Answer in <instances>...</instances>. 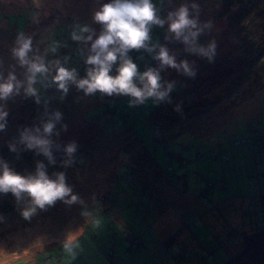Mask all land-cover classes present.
<instances>
[{
  "label": "rangeland",
  "instance_id": "374dc122",
  "mask_svg": "<svg viewBox=\"0 0 264 264\" xmlns=\"http://www.w3.org/2000/svg\"><path fill=\"white\" fill-rule=\"evenodd\" d=\"M223 1L152 0L166 20L163 27L151 26L148 44L157 47L151 52L138 49L139 56L131 49L127 56L140 73L157 69L160 90L168 85L171 89L164 99L148 97L143 103L114 93L118 101H109L107 108H128V114L115 116L86 108L80 101L86 93L74 82L69 81L73 86L64 92L53 80L58 67L74 70L76 80L87 78L81 69L87 65L91 41L73 40L72 35H92L94 40L102 29L94 13L111 0H0V83L15 77L14 91L0 99V111L7 113L0 136V171L6 165L20 175H34L41 164L51 179L63 173L77 197L72 203L65 197L37 208L25 218L22 213L33 207L28 194L17 199L10 192L0 193V264H128L121 253L135 246L143 253L141 264H167V253H179L183 247L171 245L169 239L161 242L156 230L173 225L178 210L192 201L210 208L222 201L223 208L231 203L229 198H234L233 206H246L250 197L264 192V153L259 152L264 148V0H243L234 8H225ZM181 5L197 21L195 46L215 45L211 60L189 51V45L168 32L167 14ZM82 27L90 31L81 32ZM20 37L31 40L28 61L47 69L35 73V95L26 92L29 65L14 54ZM160 46L177 64L186 61L195 75L161 67L155 59ZM113 66L116 69L119 60ZM51 104L58 110L44 115ZM55 113L60 114L58 120ZM155 121L161 130L158 138L150 132ZM47 122L54 125L50 134L43 132ZM25 129L50 141L51 162L21 142ZM129 134L141 142L136 148L127 145L128 150ZM72 143L75 151L69 156L65 149ZM140 149H146L147 160L137 162ZM147 170L141 180L139 174ZM165 180L178 191L156 183ZM146 186L145 199L141 190ZM182 213L186 223H193L192 213ZM240 217H245L242 210L230 219L238 222ZM221 228L225 238L240 233ZM133 236L138 240H131ZM232 239L227 242L229 256L220 245L223 257L215 253L213 259L199 260L201 264H222L239 254L247 240ZM191 258L170 264H199Z\"/></svg>",
  "mask_w": 264,
  "mask_h": 264
},
{
  "label": "clouds",
  "instance_id": "9594fccd",
  "mask_svg": "<svg viewBox=\"0 0 264 264\" xmlns=\"http://www.w3.org/2000/svg\"><path fill=\"white\" fill-rule=\"evenodd\" d=\"M195 7V5H193ZM168 32L172 33L176 40L185 45H189L188 50L197 52L206 56L209 60L214 54V44L204 47H197L194 44L195 38L199 33L197 21L189 18V9L181 5L176 11L167 14ZM94 21L102 26L99 35L93 40L92 35L80 36L73 33V40L91 41L90 52L86 63L92 67L87 71V78L76 80L74 70L70 71L64 67L56 69V75L53 80L57 83L59 89L67 91V83L74 82L76 86L83 89L85 93H94L100 91L107 95L122 94L134 98L136 103H143L148 97H155L162 100L171 89L168 85L161 91L160 75L157 69L149 68L143 73L138 71L137 65L127 56L131 49H145L153 51L156 45L149 46L151 26L163 27L166 20L158 15V9L152 3V0H111L110 3L103 4L98 11L94 13ZM81 32H89L88 27H82ZM19 47L14 49V54L19 58L22 65L28 64L29 71L32 73L28 77L29 87L27 94L35 95V90L31 87L34 82L35 73L47 71L42 63H30L27 53L30 51L31 40L23 37L18 38ZM155 59L160 62V66H168L182 69L189 76L195 73L190 69L186 61L179 64L173 56L169 55L168 50L160 46ZM119 60V66L116 69V75H110L112 67ZM15 77L9 75L8 80L0 83V99L7 98L13 91V81ZM139 83V87L137 86ZM18 88L19 85L17 84ZM6 112L0 111V121H3ZM55 119L60 118L59 113H55ZM5 127L0 123V130ZM54 125L47 122L43 125L44 134H50ZM37 132L39 129L36 130ZM28 149L37 148L51 162V153L49 150L50 141L44 137L33 135L25 129L20 136ZM14 150V149H13ZM66 153L71 156L75 151V144L67 145ZM11 193L19 199L22 193H27L31 199L33 207L25 210L22 215L28 218L37 208L45 209L51 206L57 200H64L69 197L66 203H72L77 200L72 195L71 188L65 182L63 173L55 174V179L49 178L43 170V165L38 164L34 175L23 176L8 169L5 165L0 171V193Z\"/></svg>",
  "mask_w": 264,
  "mask_h": 264
},
{
  "label": "trees",
  "instance_id": "16d2710c",
  "mask_svg": "<svg viewBox=\"0 0 264 264\" xmlns=\"http://www.w3.org/2000/svg\"><path fill=\"white\" fill-rule=\"evenodd\" d=\"M243 2V0H224L223 1V6L225 7V8H234L235 6H237V5H239V4H241ZM195 42L196 41H194V44H195ZM197 44V43H196ZM133 50V49H132ZM89 53L91 54V52H90V50H89ZM131 53H134V55H136V56H139V53H138V50L137 49H135V50H133V51H131ZM86 59H87V57H86ZM86 61V60H85ZM153 65V64H152ZM92 66L91 65H86V67H84V68H80L82 71L84 70V74L87 76V71L91 68ZM116 69H117V67H116ZM116 69L114 68V66L112 67V71L110 72V75H113V76H115L116 75ZM79 75H81V74H79ZM73 85L71 84V83H67V87L68 88H71ZM85 92V91H84ZM84 96H85V98H82L80 101L83 103V104H85V106H86V108H88V109H96V108H98V109H100L101 110V112H103V113H105V112H110L112 115H115V116H122L123 114H128V108L127 107H120V106H113V107H111V108H107V103L110 101V102H115V101H118V99L117 98H115L114 97V95H107V94H104V93H102V92H100V91H95L94 93H90V94H84ZM54 105H56V104H54ZM54 105H50L49 107H48V109L45 111V113H44V115H46L47 114V111L48 110H50V111H57L58 110V107H56L57 109H55V110H52V108H53V106ZM116 105V104H115ZM57 106V105H56ZM65 107V106H64ZM163 113V112H162ZM51 115H48V117H50ZM162 117V114H161V116H160V118ZM85 121L87 122V123H90L91 124V122H89L88 120H86L85 119ZM0 123H4L5 124V127H4V129L3 130H0V136H1V134H2V132L5 130V128H6V123H5V121L3 120V121H0ZM157 121H155V123L154 122H152V125H151V128H150V132H151V135H152V137L153 138H158V137H160V135H161V130H160V128L157 126ZM92 125V124H91ZM92 127H93V125H92ZM93 130V129H92ZM93 133V132H92ZM128 139H131V142H128L126 145H125V147L127 146V145H129V144H131V146H130V148H136V146L138 145V143L139 142H141V141H138V139L136 138V137H134L133 136V134H129L128 136ZM244 142L243 143H245L246 142V140H243ZM99 143L101 142V140L100 141H98ZM263 142V141H262ZM238 144H239V142H238ZM100 145H101V143H100ZM99 145V146H100ZM237 145V144H236ZM98 146V147H99ZM124 147V148H125ZM128 150L130 149V148H128V147H126ZM261 148V147H260ZM122 150H124V149H122ZM259 152H262V153H264V148H262ZM26 156V155H25ZM128 156L130 157V156H132V155H130V154H128ZM82 156H79L78 158H81ZM136 157H138V160L139 159H141V158H143V159H146L147 160V152H146V149H144V151H143V149H140V152L138 153V155L136 156ZM148 159H150V158H148ZM137 163H135V165H136ZM134 165V164H133ZM162 174H163V171H161L160 169H158ZM2 171V170H1ZM165 174V173H164ZM169 175V174H168ZM128 178V174L126 175V179ZM142 180V179H141ZM167 183L168 184H170L171 186L173 185V184H171V183H169L168 181H167ZM173 187V189L174 190H177L178 191V189H177V187H175L174 185L172 186ZM146 190H149L148 188H147V186L146 187H143L142 188V190H141V192H143L142 193V195L144 194V192L146 191ZM179 193V192H178ZM146 196H147V194H144V198L146 199ZM176 200V198H174V200L173 201H175ZM252 202V203H251ZM217 203H222V201H218ZM258 205L257 207H254V210L255 211H253V212H249L247 215H248V217H247V220H248V222L250 223V225L251 226H249V227H252V231H251V233L250 234H248V232L250 231V229H247V228H245V227H242V228H240V229H237V228H234V227H231L230 225H228V223L226 224V228H227V230H232V231H237L239 234H230V235H227V237L225 238V234L227 233H223V230L220 232V236H218V238H216L213 242H211V243H209V244H203V247H204V254L206 255V257L204 256V260H206V259H208V258H214V255H215V253H217L218 254V256L221 258V257H223L221 254H219L222 250H220L219 249V246L221 245V246H224V248H225V250H226V253H227V255H228V253H229V251H228V249H229V246L228 245H226V243L228 242V240H230L231 241V237H233V239L232 240H234L235 239V242H236V240L238 239V238H240V239H243L244 237H247V236H250L251 234H253V232H256L255 233V235L256 234H259V233H261V232H264V192H259L257 195H255V196H253V197H250L249 198V202H248V205L250 206V208L252 207V206H254V205ZM226 206L227 207H225L226 208V210L224 211V212H226V213H231L232 211H233V209H229V204H226ZM179 211L180 210H178V217L179 218H181L182 220H183V217H182V215H183V213H179ZM181 212H183V211H181ZM223 212V213H224ZM186 213V212H185ZM244 219V218H243ZM190 223H192V222H187L186 223V221H184L183 220V224H181V225H187V226H190ZM196 225V224H195ZM191 227V226H190ZM261 230V231H260ZM179 231V230H178ZM178 231H177V233H178ZM259 232V233H258ZM202 235V237L204 238V235L203 234H201ZM175 234H171L170 235V237H168V238H166V240H164L165 242H167V240L169 239L170 241H172V243H171V245H179V244H176L173 240L175 239ZM202 237H200V240H199V243L201 244V243H203V242H205L204 241V239L202 238ZM235 237V238H234ZM131 240H133V241H135V240H138V238L137 237H135V236H133L132 238H131ZM170 241H168V242H170ZM201 241V242H200ZM216 242H218V244L219 245H217V246H214V244L216 243ZM233 246H234V244H232ZM181 246V245H180ZM231 246V245H230ZM130 248V247H129ZM129 248H127L125 251H122V253H121V255H123L124 256V258L127 260V262H128V264H141V260H142V252L140 251V249L138 248V247H136L135 246V248L134 249H132V250H130ZM181 250H182V248H179V253H177V252H173V253H170V254H168V256L169 257H172L173 258V260L175 261V262H178V260H181V259H183V258H185V256H189V257H191V253L190 252H188V253H183V252H181ZM142 253V254H141ZM180 253H183L184 254V257H182V254H180ZM229 256V255H228ZM120 258H123V257H120ZM193 258V257H192ZM206 258V259H205ZM200 260V259H199ZM198 260V262H199V264H201V262ZM119 262H120V264H122V262H121V260H118ZM196 262V261H195ZM34 264V263H33Z\"/></svg>",
  "mask_w": 264,
  "mask_h": 264
},
{
  "label": "crops",
  "instance_id": "0c3cea01",
  "mask_svg": "<svg viewBox=\"0 0 264 264\" xmlns=\"http://www.w3.org/2000/svg\"><path fill=\"white\" fill-rule=\"evenodd\" d=\"M137 162H139L138 158H137ZM147 172H148V170L145 171L144 174H142V175L140 173L139 177L141 179H145L144 176L148 175ZM156 183L159 185L161 183H167V181L166 180L165 181H157ZM172 186L170 185L171 189L173 190ZM154 187L156 188V185ZM180 195H181L180 193L176 194V196H180ZM229 200L231 201V203H228L229 209H233V211L231 213L224 212L226 210V208H225L226 206L221 208L220 207L221 203H217L216 208L204 207V206H202L201 202H197V201H192V202L188 203L185 206V210L184 211L180 210L179 213L181 214L182 213L181 211L186 212L187 217H190V214L192 213V216L195 219H193V223H190L191 227L187 226V225H181V224H183V220L181 218H179L177 215V221H175L173 223V225H170V226L163 229L166 231H163L160 229L156 230L158 232L157 234L160 236V238L162 240L161 242L166 240V238L170 237L171 234H175L176 237L173 241L176 244H179L183 247L181 252H183V253L190 252L191 256L193 257L191 259L198 261L199 259L204 260V255H202V253L205 252L203 244H209V243L213 242L216 238H218V236H220V232L222 231L221 227L226 228L227 223H228V225H230L231 227H234V228L245 227L247 229H250V231L248 232V234H250L252 231V227H249L251 225L247 220V217H248L247 214L249 212H253L255 210L250 208V206L248 205V202H247L246 206H243L242 204H237V206H233L234 198H229ZM187 202H189V199L187 200ZM193 204H194V207H193ZM223 204L225 205V203H223ZM242 206H243V208H242ZM240 210H242V212L245 214L244 219L240 217L241 221H238V222L230 219L233 217H237V214L240 213ZM221 216L229 217L228 221L225 222L224 220H221ZM155 217H157V215ZM163 219L168 221V219L166 217ZM153 221H154V226H158V224L155 222V218L153 219ZM222 224H223V226H222ZM177 231H178V233H177ZM201 234L204 235V238L202 237ZM200 237H202L205 242L200 244L199 243ZM239 239L240 238H238L237 241H239ZM240 240H242V239H240ZM226 245H227V243H226ZM194 249H195V251H194ZM242 250H240V252ZM183 253H180V254H182V257H184ZM169 256L167 253L165 259H163L167 264H170L173 261V258L169 257ZM13 260H15V259H13ZM226 263H227V261H223L222 264H226Z\"/></svg>",
  "mask_w": 264,
  "mask_h": 264
},
{
  "label": "water",
  "instance_id": "95a60500",
  "mask_svg": "<svg viewBox=\"0 0 264 264\" xmlns=\"http://www.w3.org/2000/svg\"><path fill=\"white\" fill-rule=\"evenodd\" d=\"M245 238L248 241L245 248L226 264H264V232Z\"/></svg>",
  "mask_w": 264,
  "mask_h": 264
},
{
  "label": "flooded vegetation",
  "instance_id": "af4514ba",
  "mask_svg": "<svg viewBox=\"0 0 264 264\" xmlns=\"http://www.w3.org/2000/svg\"><path fill=\"white\" fill-rule=\"evenodd\" d=\"M247 243H248V241H247ZM246 246V245H245Z\"/></svg>",
  "mask_w": 264,
  "mask_h": 264
}]
</instances>
